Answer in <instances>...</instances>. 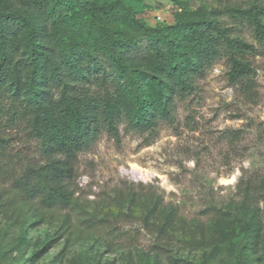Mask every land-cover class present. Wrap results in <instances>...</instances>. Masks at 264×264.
<instances>
[{"label": "rangeland", "instance_id": "1", "mask_svg": "<svg viewBox=\"0 0 264 264\" xmlns=\"http://www.w3.org/2000/svg\"><path fill=\"white\" fill-rule=\"evenodd\" d=\"M82 1L114 5L117 32L133 18L156 27L226 8H264V0H0V13L32 15L52 35L68 33L99 48L94 26L77 27L91 16ZM219 20L253 48L245 61L254 70L255 100L229 86L224 58L197 81L190 104L177 103L176 124L162 123L158 136L121 126L120 139L103 134L82 152L76 180L65 186L71 210L22 203L12 184L0 183V264H264V202L251 205L244 193L264 179V34L244 19ZM23 33L10 37L23 44ZM132 63L155 69L152 61ZM0 136L24 162L60 159L44 155V144L24 126Z\"/></svg>", "mask_w": 264, "mask_h": 264}, {"label": "trees", "instance_id": "2", "mask_svg": "<svg viewBox=\"0 0 264 264\" xmlns=\"http://www.w3.org/2000/svg\"><path fill=\"white\" fill-rule=\"evenodd\" d=\"M82 3L91 16L77 27L94 26L99 48L68 33L52 35L32 15L0 13V130L24 126L30 139L44 144V155L60 157L43 166L24 162L11 139L0 136V183L12 184L14 197L42 209L73 208V193L65 186L76 180L79 155L103 134L120 139L124 126L156 137L162 123L176 124L177 103L190 104L197 81L222 59L229 64V86L251 101L256 96L254 70L245 61L253 48L233 37L219 17L244 19L264 34V8H226L156 27L133 18L117 32L114 5ZM17 29L24 32L23 44L10 37ZM132 61H152L155 69L148 72ZM244 193L251 205L264 202V179L249 183Z\"/></svg>", "mask_w": 264, "mask_h": 264}, {"label": "bare ground", "instance_id": "3", "mask_svg": "<svg viewBox=\"0 0 264 264\" xmlns=\"http://www.w3.org/2000/svg\"><path fill=\"white\" fill-rule=\"evenodd\" d=\"M133 169L138 171V172H143V170L141 168H139L138 166H133Z\"/></svg>", "mask_w": 264, "mask_h": 264}]
</instances>
